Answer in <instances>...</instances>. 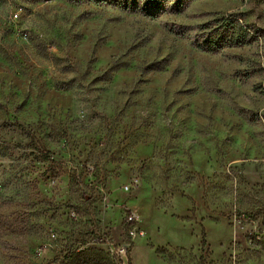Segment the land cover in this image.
I'll return each mask as SVG.
<instances>
[{"label":"rangeland","instance_id":"rangeland-1","mask_svg":"<svg viewBox=\"0 0 264 264\" xmlns=\"http://www.w3.org/2000/svg\"><path fill=\"white\" fill-rule=\"evenodd\" d=\"M0 264H264V0H0Z\"/></svg>","mask_w":264,"mask_h":264},{"label":"trees","instance_id":"trees-1","mask_svg":"<svg viewBox=\"0 0 264 264\" xmlns=\"http://www.w3.org/2000/svg\"><path fill=\"white\" fill-rule=\"evenodd\" d=\"M74 3L106 4L128 12H136L154 18L163 13L178 14L186 7L187 0H69ZM263 1V0H259ZM184 26H171L174 34L184 35ZM259 29L242 23L235 13L219 14L196 26L192 36L195 48L215 53L227 47H239L259 37ZM20 127V126H18ZM42 158L47 155L41 153ZM203 243V238L200 239Z\"/></svg>","mask_w":264,"mask_h":264},{"label":"built area","instance_id":"built-area-1","mask_svg":"<svg viewBox=\"0 0 264 264\" xmlns=\"http://www.w3.org/2000/svg\"><path fill=\"white\" fill-rule=\"evenodd\" d=\"M16 16H17L16 13H13V14H12V17H13V18H16ZM129 187H131V185L125 186V190L127 191ZM131 218H132V215L129 214V215L127 216V220H126V222H129L128 220H130ZM128 232H129L130 234H132L134 231L128 230Z\"/></svg>","mask_w":264,"mask_h":264}]
</instances>
